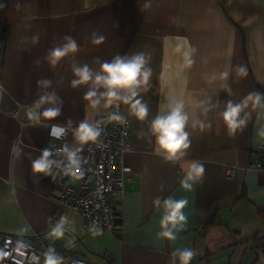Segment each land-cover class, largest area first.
Segmentation results:
<instances>
[{"label":"crops","instance_id":"1","mask_svg":"<svg viewBox=\"0 0 264 264\" xmlns=\"http://www.w3.org/2000/svg\"><path fill=\"white\" fill-rule=\"evenodd\" d=\"M0 0V231L33 238L56 247L67 261L76 255L92 264H169L171 253L190 248L191 264H264V172L251 168L264 136V107L250 113L243 130L228 134L219 113L228 100L239 102L250 92L264 93V0ZM93 33L102 44L91 43ZM39 35L33 45L31 37ZM71 35L79 51L51 68L45 55ZM195 48L194 63L185 53ZM143 51L150 55L149 91L141 90L149 115L145 121L128 115L130 148L124 161L137 173L125 182V195L115 206L122 229L118 235L101 230L93 235L82 216L57 205L59 175L34 182L31 161L44 148L59 144L76 146L71 130L63 140L50 134L53 125L64 126L106 111L103 103L92 108L84 99L86 86L70 87L74 64L98 69L94 58ZM39 59L40 65L33 63ZM244 66L247 76H237ZM228 73L221 78L220 73ZM215 77V79H213ZM49 79L51 89L63 99L62 114L36 123L27 112L42 90L37 80ZM182 98L190 120L191 147L176 163L165 162L154 152L148 127L166 109L170 98ZM204 100L214 105L207 113L196 107ZM210 124L203 132L192 129L194 120ZM141 132L144 133L140 138ZM82 150L84 145L81 146ZM54 158L58 159L54 156ZM204 166L202 177L186 190L182 181L188 163ZM235 166L232 178L228 166ZM80 175L67 182L76 186ZM160 197L185 199L187 223L175 241L159 238ZM67 217L63 238L50 236L52 226ZM71 241V243H69ZM55 245V246H54Z\"/></svg>","mask_w":264,"mask_h":264},{"label":"clouds","instance_id":"2","mask_svg":"<svg viewBox=\"0 0 264 264\" xmlns=\"http://www.w3.org/2000/svg\"><path fill=\"white\" fill-rule=\"evenodd\" d=\"M151 7V0H147L142 6L141 11ZM62 43L57 44L48 50L45 60L51 68L59 65L64 58L70 54L74 55L79 51L78 42L71 35H64ZM105 40L103 35L93 33L91 43L94 45L102 44ZM33 45L39 43V35L31 37ZM195 48L185 53L187 65H192L195 61L192 58L196 53ZM151 57L149 54L140 51L132 55L117 54L111 60L101 61L99 57L94 58L93 63L98 64L95 69L89 64H74L71 68L73 79L69 82L70 87L77 88L86 86L87 91L84 99L90 102L92 108H97L103 103L104 107H116L120 104L126 105L128 115L133 116L138 121H145L149 115L147 104L143 101L141 90L149 91L148 85L152 76L150 67ZM33 63L40 65L39 59ZM221 78H227L228 73H220ZM237 76L245 78L247 69L244 66L237 67ZM215 79V77H213ZM38 90H42L30 105L27 116L30 120L40 123L41 119L54 120L62 114L63 99L55 91H48L52 87V81L49 79L37 80ZM253 108L264 107V93L250 92L239 102L228 100L224 103L223 111L219 113L221 120L230 136H234L238 130H243L249 119L250 113L246 111L249 106ZM211 105L204 100L196 102V107L203 113L211 110ZM111 121H117L121 125L127 124V118L118 113L110 116ZM189 112L186 108V101L182 98H170L166 109L158 113L150 122L148 134L150 141H154V152L165 162L176 163L187 155L191 147L189 127ZM192 129H199L203 132L210 128V124L197 119L191 123ZM58 130L63 134L71 130L76 146L64 145L61 149V159L54 158L53 152L49 148H44L40 155L31 161V172L34 182H39L41 178L52 177L54 171L63 176H75L81 170L82 157L80 155L83 145L97 143L103 128L101 122H89L87 119L78 123L71 118L65 121L63 127ZM259 135L264 136V129H261ZM144 133L141 132L140 138ZM204 166L196 160L188 163L186 177L182 181V187L186 190L192 188V181L202 177ZM156 208H162L163 214L160 218V231L157 233L159 238L168 241H175L177 232L181 231L187 223V217L184 209L188 205L185 199H173L168 197L161 199L157 197L153 201ZM67 217L62 216L52 226L50 236L54 239H61L66 231ZM93 235H97L100 229L96 225L90 226ZM71 243V241L69 242ZM195 253L192 249H177L171 253L169 264H191ZM43 264H63V257L58 254L54 247H49L43 253Z\"/></svg>","mask_w":264,"mask_h":264},{"label":"built area","instance_id":"3","mask_svg":"<svg viewBox=\"0 0 264 264\" xmlns=\"http://www.w3.org/2000/svg\"><path fill=\"white\" fill-rule=\"evenodd\" d=\"M2 42L0 41V54ZM2 84L0 81V91ZM118 113L126 117L119 109L107 107L106 111L96 115L93 122L100 121L103 132L97 143L84 145L80 155L82 157L80 179L76 186L67 182L70 176L59 175L58 194L54 197L57 205L62 208L78 212L85 227L90 231L91 225H96L100 231H109L118 235L122 229L120 214L116 209V202L125 195V182L128 178H135V173L124 161V154L130 148L131 122L121 125L111 121L110 116ZM63 126L53 125L50 134L58 140H63L65 133L58 128ZM63 144L49 148L55 157L61 159L60 149ZM258 171L264 172V139L260 142L258 156L250 165ZM235 166L230 165L227 176L232 178ZM91 232V231H90ZM53 245V244H52ZM52 245L44 243L41 236L36 234L33 238L0 231V264H43V253ZM55 246V245H54ZM65 248L57 245L55 250ZM63 264H92L82 258L71 255Z\"/></svg>","mask_w":264,"mask_h":264}]
</instances>
